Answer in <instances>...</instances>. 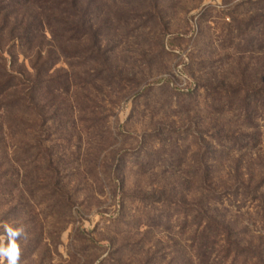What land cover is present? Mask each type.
I'll return each mask as SVG.
<instances>
[{"label":"rangeland","instance_id":"obj_1","mask_svg":"<svg viewBox=\"0 0 264 264\" xmlns=\"http://www.w3.org/2000/svg\"><path fill=\"white\" fill-rule=\"evenodd\" d=\"M82 3L95 44L32 5L0 14V57L52 79L34 108L0 109V225L25 226L20 264L190 261L198 202L264 243V99L240 91L264 80V0Z\"/></svg>","mask_w":264,"mask_h":264},{"label":"trees","instance_id":"obj_2","mask_svg":"<svg viewBox=\"0 0 264 264\" xmlns=\"http://www.w3.org/2000/svg\"><path fill=\"white\" fill-rule=\"evenodd\" d=\"M83 0H0V14L5 18L4 25H8L10 16L13 11H18L19 8L32 5L39 11H44L48 16L55 19H48L49 25L56 26L53 28V35H68L69 41H80L84 36H91L93 41L92 24L90 21V13L86 7L83 8ZM59 11L60 16L57 17L53 12ZM6 12V13H2ZM67 16V19L63 18ZM8 20V22H7ZM68 20V21H67ZM20 31L17 33L21 41L27 42V47L32 42L31 38L35 37L32 34V25L30 21H24L21 17L16 16L12 22ZM10 24V23H9ZM6 26L0 27V36ZM38 27L41 29L44 24L39 21ZM14 29H11L9 36H12ZM1 38V37H0ZM95 44V41H93ZM99 48V47H98ZM41 78V77H40ZM38 81H33L30 77L16 73L11 70L7 60L0 57V109L7 114H11L18 107L24 109L34 108L37 102V92H41L47 82L52 79L46 78ZM259 87L252 89H240L243 92V100L248 106L250 97L255 94V97L264 99V80ZM41 84V85H40ZM47 87V84H46ZM48 89V87L46 88ZM264 103L262 102V105ZM247 110V107H246ZM261 187V186H260ZM249 194L250 188L243 187ZM253 198L260 201L264 205V194L253 193ZM196 215L195 239L197 243H193L194 254L190 261L180 259L176 264H264V243L258 245L244 244L233 233V229L229 223L216 216V209L212 206H205L198 202L192 206ZM236 237V238H235ZM104 264V262H100ZM121 264V263H117Z\"/></svg>","mask_w":264,"mask_h":264},{"label":"clouds","instance_id":"obj_3","mask_svg":"<svg viewBox=\"0 0 264 264\" xmlns=\"http://www.w3.org/2000/svg\"><path fill=\"white\" fill-rule=\"evenodd\" d=\"M15 223V222H13ZM13 223L4 222L2 225L4 234H0V264H20L22 249L20 239L27 238L24 225L14 227ZM7 240V244L4 241Z\"/></svg>","mask_w":264,"mask_h":264}]
</instances>
